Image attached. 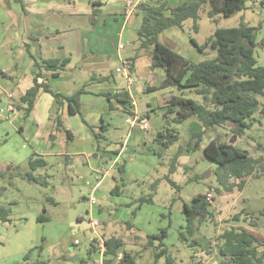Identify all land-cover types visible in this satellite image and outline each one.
Here are the masks:
<instances>
[{
    "label": "crops",
    "instance_id": "1",
    "mask_svg": "<svg viewBox=\"0 0 264 264\" xmlns=\"http://www.w3.org/2000/svg\"><path fill=\"white\" fill-rule=\"evenodd\" d=\"M191 1L194 0H0V111L4 112H0V122L6 121L10 131L22 134L33 154L56 157L63 161L65 168L77 162L85 166L82 172L90 170L92 174H97L108 168V175L114 178L115 174H120V169H125V161L131 152L152 149L162 155L165 149L155 145L153 139L163 128L164 119L161 114L153 113V110L163 106L176 91L169 88L146 92L147 88H156L161 84L165 71L163 67L151 68L152 47L139 46L137 32L142 15L138 5L164 2L169 7H176ZM127 2L131 6L127 7ZM251 2L264 5V0ZM128 8L131 11L126 14ZM162 36V33L158 36L160 43ZM259 41L256 36V42ZM168 47L183 59L202 61L198 60L201 52L192 43L183 50ZM257 48L254 56L258 64ZM45 59H68L67 65L57 70L55 76L51 70H43L37 81L47 85L54 94L77 96L83 119L94 126L96 132V127L104 126L102 134L108 145L99 153L95 152L94 139L80 115L71 114L65 100L55 111L52 95L42 87L38 89L32 109L26 115V103L22 102L21 97L33 85L34 66L37 64L42 67ZM122 59L131 62L130 75L134 81L129 90L126 75L115 73ZM121 90H127L130 99H136L138 108L130 110L134 116L114 99L108 100L105 96ZM143 94L148 97L140 102L139 98ZM256 99L260 105L264 104V94L257 95ZM8 107L13 108L9 114L6 112ZM257 115H252L250 128L236 139L235 145L246 150L252 159L264 160V150L260 147L264 144V118L258 120ZM184 122H191L192 127L186 131L181 127V132L180 127H176L182 148L178 160L183 156L189 157V161L182 164L185 183H200L197 192H202L211 184L198 176V161L192 159L198 155L200 162H212L204 157V147L216 137L228 141L232 133L228 128L213 127L197 139L193 135L200 132V125L193 119H186L177 126H182ZM65 131H69L71 140L66 139ZM45 136L49 137L47 141ZM57 139L60 140L59 144H55ZM97 157L104 164L94 168L90 158ZM129 159L133 160L132 157ZM212 164L209 169L217 171V164ZM101 182L97 185H101ZM208 193L213 199L212 192ZM129 206L130 203L125 204V207ZM242 228L252 233L251 229Z\"/></svg>",
    "mask_w": 264,
    "mask_h": 264
},
{
    "label": "rangeland",
    "instance_id": "2",
    "mask_svg": "<svg viewBox=\"0 0 264 264\" xmlns=\"http://www.w3.org/2000/svg\"><path fill=\"white\" fill-rule=\"evenodd\" d=\"M246 6L245 10L229 18L217 15V22L212 23L206 14L209 5H204L199 12L198 32H193L192 20L188 19L181 29L170 28L162 32L161 43L183 50L191 45L190 38L203 44L216 28L237 27L241 20L257 29L259 41L264 37V5L249 1ZM256 52L258 64L264 67V50L258 47ZM215 55V50L208 48L204 54H199L198 60ZM184 96L201 102L200 97L189 90H184ZM146 97L147 94L141 95L139 101L144 102ZM255 113L258 120L264 118L260 117L259 112ZM192 119L200 125L195 118ZM190 126L191 122H184L176 127H180L181 132V127L186 131ZM48 138L45 136V141ZM55 142L59 144L60 140ZM180 145L179 139L162 155L154 151L160 154L159 157L152 149L129 153L124 172L115 174V179L108 175L101 180V185H97L98 174H92L90 170L82 172L85 166L77 162L65 168L63 161L56 157H43L46 167L33 172L44 183L29 182L19 176L11 179L0 177V189L5 188L0 195V206L10 211V220L0 222V264H102L104 246L101 247V243L110 236L123 239V249L135 255V264H153V250L158 242L146 247L147 236L159 235L162 229H166L163 243L167 254L174 259L173 264H218L217 247L221 245V234L226 229L246 227L258 239H264V178L248 177L241 191L236 188L232 193L222 191L214 169H209L212 162H200L197 155L192 159L198 161V171L194 172L211 184L207 190L197 192L200 183H185L182 164L187 163L189 157L180 158L178 163L181 165H176L175 171L169 174L172 156ZM32 154L24 136L10 131L6 121H1L0 170L17 166L18 172H29L27 161ZM202 156L200 154V158ZM90 162L94 168L104 164L100 157L90 158ZM203 165L206 167H201ZM167 177L180 189L172 187L166 181ZM227 179L228 183L235 182L230 176ZM154 183L156 189L152 202L137 208L140 198L152 194L151 186ZM114 185L119 186V191L111 194ZM215 185L220 193L213 190ZM208 192L213 194L209 208L211 216L197 225L194 235L188 238L184 234L183 204H189L193 196ZM91 196L95 199L93 205L89 202ZM127 203L131 206L125 207ZM238 214L240 220L235 221L233 216ZM39 216H45L48 220L39 223ZM90 221L98 223L95 229L90 227ZM126 224L131 227L128 228ZM250 224H255V227H250ZM181 233L187 241L180 238ZM90 243L95 247L92 252H89ZM121 256L120 250V258L117 259H121ZM165 256L156 264H165Z\"/></svg>",
    "mask_w": 264,
    "mask_h": 264
},
{
    "label": "trees",
    "instance_id": "3",
    "mask_svg": "<svg viewBox=\"0 0 264 264\" xmlns=\"http://www.w3.org/2000/svg\"><path fill=\"white\" fill-rule=\"evenodd\" d=\"M252 0H194L185 2L176 7H169L164 2L155 4L141 3L138 9L142 15L141 25L137 32L139 46L141 48L152 47L150 51L151 68L163 67L165 71L164 79L156 88H147L146 92H154L161 89L173 88L177 94L166 101V103L153 110V113L161 114L164 119L163 128L153 139V143L168 149L176 144L180 135L176 128L183 120L195 118L200 124V132L193 135V138L201 136L210 128L223 127L227 124L234 125L228 128L232 133L228 141H221L220 137L211 140L203 149V155L208 160L217 164L216 180L220 188L231 192L234 188L241 190L246 177L264 178V160L262 158L252 159L246 150L235 145L236 139L250 128V118L255 112H259L261 118L264 117V104L261 106L256 99L257 95L264 94V67L257 64L254 56L255 48L264 50V37L256 42L257 29L244 23L242 20L237 27L216 28L213 35L206 39L202 45H198L193 38L190 42L204 53L206 49L215 50L216 55L206 58L200 62H193L183 59L175 50L160 43L158 36L170 28H182L184 21L192 20V30L197 32L199 12L204 5H209L207 17L212 23H216L217 15L229 18L237 12L246 9V3ZM68 59H45L43 66L37 64L33 70V85L21 97L26 103L25 113H30L37 91L40 87L45 92L52 95L54 105L58 110L61 101L65 100L71 114L80 115L82 122L86 125L94 139V150L99 153L108 145L103 136L105 130L103 125L95 127L88 124L82 117L77 96L64 97L61 94L52 93L47 85L38 83L43 70H51L55 76L57 70H61L67 65ZM184 90L194 93L200 97L201 102L184 96ZM108 100L114 99L128 113L131 114L130 96L127 90H121L113 95L105 94ZM57 118V124L59 125ZM61 126V124H60ZM66 139L71 140L69 131H65ZM264 150V144L260 146ZM182 148L178 147L170 162L169 174H172L178 164V156ZM158 157L159 153L154 152ZM29 172L20 173L18 167L7 166L5 170H0V177L11 179L19 176L33 183L40 182V178L33 175L39 168L46 167L47 163L42 156L32 154L28 158ZM259 167V168H256ZM124 170L120 169V173ZM234 179V183H228L227 177ZM166 181L178 190L169 177ZM152 194L138 200V207L144 203H151L155 192L156 183L152 186ZM5 188L0 189V195ZM220 193V189H213ZM119 191V186H115L111 193ZM210 202L205 199V195H198L191 199L189 204H183V215L185 221V235L193 236L197 230V225L201 224L210 215ZM135 211L132 212L134 214ZM241 215V213H240ZM10 211L8 208L0 206V222H8ZM235 221L240 220V216H233ZM45 216H39L37 222H46ZM131 227L130 224H126ZM255 227V224H250ZM183 233L180 238L187 241ZM166 229H162L159 235L147 236L146 247L154 246L153 259L156 264L161 257L167 254L164 247ZM221 245L217 247L218 264H264V239L260 240L247 229L231 227L221 234ZM104 250L102 253V264H135L136 257L130 251L123 249L124 241L121 237L110 236L102 240ZM191 246V245H189ZM95 249L92 243L89 244V252ZM121 250V259H117ZM158 250V252L156 251ZM174 259L170 254L165 256V264H173ZM42 264V263H38Z\"/></svg>",
    "mask_w": 264,
    "mask_h": 264
},
{
    "label": "built area",
    "instance_id": "4",
    "mask_svg": "<svg viewBox=\"0 0 264 264\" xmlns=\"http://www.w3.org/2000/svg\"><path fill=\"white\" fill-rule=\"evenodd\" d=\"M126 6L129 7L131 6V3L127 2L126 3ZM130 8L126 9V14H129L130 13ZM121 48V47H120ZM131 62L127 59H122L121 62H120V65L115 69V73L117 74H124L126 75V78H127V84H128V90H129V86L133 83V78L131 77L130 75V72H131ZM130 105H131V110H136L138 108V104H137V101L136 99L134 98H131L130 99ZM13 111V108L12 107H8L7 109V113H11ZM2 113H4L3 111H0ZM131 116H134V113H131ZM142 126H145V123H142ZM108 172H109V169H102L100 170L97 174H98V178L96 177V180H97V183H99L104 177H106L108 175ZM205 199L208 201V202H211L212 200V195L211 193H207L205 195ZM89 202L91 205L95 204V199L94 197L91 196V198L89 199ZM90 227L92 229H95V227H97L98 223L95 222V221H90ZM103 246V242L101 243V247ZM120 258V257H118Z\"/></svg>",
    "mask_w": 264,
    "mask_h": 264
},
{
    "label": "water",
    "instance_id": "5",
    "mask_svg": "<svg viewBox=\"0 0 264 264\" xmlns=\"http://www.w3.org/2000/svg\"><path fill=\"white\" fill-rule=\"evenodd\" d=\"M142 104H144V103H142ZM233 127H234L233 124H231V123H228V124H227V128H233ZM203 176H204V177H207L206 174H203Z\"/></svg>",
    "mask_w": 264,
    "mask_h": 264
}]
</instances>
